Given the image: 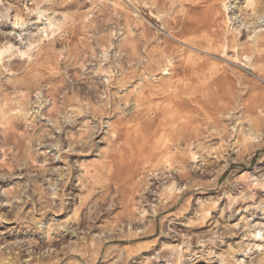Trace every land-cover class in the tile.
<instances>
[{
	"label": "rangeland",
	"instance_id": "rangeland-1",
	"mask_svg": "<svg viewBox=\"0 0 264 264\" xmlns=\"http://www.w3.org/2000/svg\"><path fill=\"white\" fill-rule=\"evenodd\" d=\"M118 2L0 0V264H264V0Z\"/></svg>",
	"mask_w": 264,
	"mask_h": 264
},
{
	"label": "bare ground",
	"instance_id": "bare-ground-1",
	"mask_svg": "<svg viewBox=\"0 0 264 264\" xmlns=\"http://www.w3.org/2000/svg\"><path fill=\"white\" fill-rule=\"evenodd\" d=\"M115 4H116V6H119L120 4H119V2H118V0H115ZM225 7L227 8L228 7V4L227 3H225ZM230 20V19H229ZM46 31V30H45ZM9 48H11V46L9 47ZM2 55V51H0V56ZM247 140L250 138V136L249 135H246V137H245ZM177 174L178 175H183V176H185V174L183 173H181V172H177Z\"/></svg>",
	"mask_w": 264,
	"mask_h": 264
}]
</instances>
